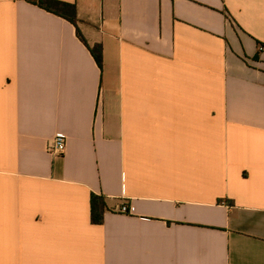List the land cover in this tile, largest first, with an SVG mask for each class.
Listing matches in <instances>:
<instances>
[{
    "label": "crops",
    "instance_id": "obj_1",
    "mask_svg": "<svg viewBox=\"0 0 264 264\" xmlns=\"http://www.w3.org/2000/svg\"><path fill=\"white\" fill-rule=\"evenodd\" d=\"M59 1L102 69L0 0V264H264V0Z\"/></svg>",
    "mask_w": 264,
    "mask_h": 264
},
{
    "label": "trees",
    "instance_id": "obj_2",
    "mask_svg": "<svg viewBox=\"0 0 264 264\" xmlns=\"http://www.w3.org/2000/svg\"><path fill=\"white\" fill-rule=\"evenodd\" d=\"M34 5L53 13L59 17H62L71 22L77 29L79 24L78 9L75 4L59 1V0H28ZM78 35L83 43L88 47L93 57L95 58L98 66L103 68V47L101 44H97L91 47L82 36L78 29ZM261 48L264 46L261 45ZM258 58V55L256 56ZM92 208V222L95 225H102L104 223L105 213L108 211L106 201L103 197L93 195L91 200Z\"/></svg>",
    "mask_w": 264,
    "mask_h": 264
},
{
    "label": "built area",
    "instance_id": "obj_3",
    "mask_svg": "<svg viewBox=\"0 0 264 264\" xmlns=\"http://www.w3.org/2000/svg\"><path fill=\"white\" fill-rule=\"evenodd\" d=\"M66 149H67V138L63 135L56 136L52 142V145L49 148L51 154L56 156H62L66 152ZM119 212L123 214L131 215L134 214L135 208L133 206L124 205L120 208Z\"/></svg>",
    "mask_w": 264,
    "mask_h": 264
},
{
    "label": "rangeland",
    "instance_id": "obj_4",
    "mask_svg": "<svg viewBox=\"0 0 264 264\" xmlns=\"http://www.w3.org/2000/svg\"><path fill=\"white\" fill-rule=\"evenodd\" d=\"M259 59V57L258 58H255V60H258Z\"/></svg>",
    "mask_w": 264,
    "mask_h": 264
}]
</instances>
